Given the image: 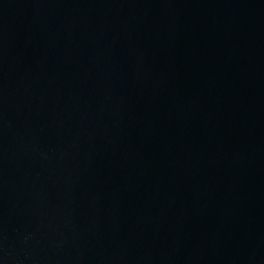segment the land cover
Returning <instances> with one entry per match:
<instances>
[{
	"label": "water",
	"instance_id": "obj_1",
	"mask_svg": "<svg viewBox=\"0 0 264 264\" xmlns=\"http://www.w3.org/2000/svg\"><path fill=\"white\" fill-rule=\"evenodd\" d=\"M0 264H264V0H0Z\"/></svg>",
	"mask_w": 264,
	"mask_h": 264
}]
</instances>
